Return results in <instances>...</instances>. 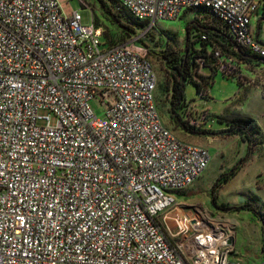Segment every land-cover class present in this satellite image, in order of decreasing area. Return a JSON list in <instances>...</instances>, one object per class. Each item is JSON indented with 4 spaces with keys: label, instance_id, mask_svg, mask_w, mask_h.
<instances>
[{
    "label": "built area",
    "instance_id": "built-area-1",
    "mask_svg": "<svg viewBox=\"0 0 264 264\" xmlns=\"http://www.w3.org/2000/svg\"><path fill=\"white\" fill-rule=\"evenodd\" d=\"M118 1L150 26L209 8L264 57L260 0ZM102 31L58 0H0V264H232L233 230L165 220L211 150L164 123L150 59ZM215 53L243 77L237 56Z\"/></svg>",
    "mask_w": 264,
    "mask_h": 264
},
{
    "label": "rangeland",
    "instance_id": "rangeland-1",
    "mask_svg": "<svg viewBox=\"0 0 264 264\" xmlns=\"http://www.w3.org/2000/svg\"><path fill=\"white\" fill-rule=\"evenodd\" d=\"M58 2L65 15L80 9L85 24L91 23L95 13L108 46L128 42L146 55L157 74L156 100L164 123L179 137L205 145L212 152V159L204 173L190 186L174 191L180 203L167 211V218L162 215L161 219L164 221L165 218L175 232L179 229L177 221L185 222L190 228L195 224H211L220 226L223 232L231 229L235 232V250L230 254L232 264H238V258L243 264H264V60L256 65L243 63L241 67L248 69L251 77L244 74L241 80L217 71L209 83L206 97L200 94L196 83L189 80L186 100L191 105L190 119L201 129L213 131L191 132L177 126L170 117V74L155 50L169 46L183 52L187 40L186 23L194 19L199 8L190 9L177 19L158 20L153 26L140 22L137 33L127 36L117 23L109 19V12L103 9L100 0ZM107 4L112 12L127 21L126 9L117 0H107ZM253 25L255 29L258 27L255 22ZM198 72L205 74L210 71L200 68ZM91 104L98 115L104 114L105 106L99 99H92ZM41 112L45 114L47 110L42 109ZM56 120V116H52L53 124ZM243 121L254 128L252 134L255 142L243 139L239 134L222 133L232 123ZM235 165L239 166L236 173L213 189L218 177L230 173ZM214 196L218 202L230 204L251 201L261 215L247 209L222 210L213 202ZM175 237L179 239L180 236Z\"/></svg>",
    "mask_w": 264,
    "mask_h": 264
},
{
    "label": "trees",
    "instance_id": "trees-1",
    "mask_svg": "<svg viewBox=\"0 0 264 264\" xmlns=\"http://www.w3.org/2000/svg\"><path fill=\"white\" fill-rule=\"evenodd\" d=\"M100 2L104 7L103 9L106 12H109V19L117 23L120 28L127 33V36L137 33L140 22L147 23L146 20L135 17L124 6L123 7L126 9V16L128 17V19L127 21H123L118 14L112 12L109 4H107V0H100ZM262 3L264 8V0ZM199 9L200 11L196 14L194 19L186 23L187 40L184 51L179 52L169 46H164L159 50H155V53L165 62L166 69L170 74L169 114L172 121L177 126H180L181 128L191 132L212 133V130L206 128L201 129L195 123H191L190 121L191 115L189 107L191 105L189 101L186 100L187 82L189 80L194 81L198 87L200 94L202 95V87L209 86L213 75L217 71H219L217 69L218 57L215 53L217 49H219L222 54L225 55L233 54L237 56L242 63L247 64L253 63L254 65H256L259 61H263L264 57L251 52L249 49L242 45H239L229 33L226 24L211 9ZM93 15L96 24L102 26L97 22V15L95 13H93ZM104 33L105 32L103 30L102 38L104 40V44L107 45L108 43H106ZM118 43L119 42L113 43V45ZM200 68H207L210 72L201 74L198 72ZM202 96L206 97L208 95ZM253 129L251 125L248 124V122H234L228 128L224 129L222 133L239 134L243 139L247 138L250 141H254L252 134ZM238 168L239 166L235 165L231 169L230 173L222 174L221 176H219L214 184L213 189L217 188L225 180H228L232 175H234ZM216 198L217 197L214 196L213 202L222 210L238 211L247 209L258 215H261L260 211L251 201H245L244 203L239 204H230L228 202H218Z\"/></svg>",
    "mask_w": 264,
    "mask_h": 264
},
{
    "label": "crops",
    "instance_id": "crops-1",
    "mask_svg": "<svg viewBox=\"0 0 264 264\" xmlns=\"http://www.w3.org/2000/svg\"><path fill=\"white\" fill-rule=\"evenodd\" d=\"M262 2H263V0H260L258 11L253 16L251 25H252V29L254 30V33L256 34V36L264 42V35H263L264 34V30L262 29L263 20H264V18H263L264 17V8H263V3ZM254 22L258 26L256 29H255V27L253 25ZM241 71H242L243 77H244V74L247 75L248 77L251 74L250 71L248 72V69H244L242 67H241ZM234 248H235V236H234ZM238 263L239 264H243L241 258H238Z\"/></svg>",
    "mask_w": 264,
    "mask_h": 264
}]
</instances>
